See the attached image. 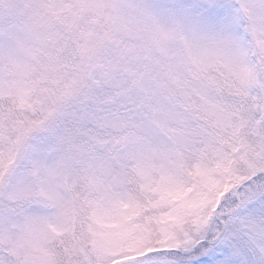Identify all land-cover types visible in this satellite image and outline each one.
I'll return each mask as SVG.
<instances>
[{
    "label": "snow or ice",
    "instance_id": "6c2138e0",
    "mask_svg": "<svg viewBox=\"0 0 264 264\" xmlns=\"http://www.w3.org/2000/svg\"><path fill=\"white\" fill-rule=\"evenodd\" d=\"M0 264H264V0H0Z\"/></svg>",
    "mask_w": 264,
    "mask_h": 264
}]
</instances>
